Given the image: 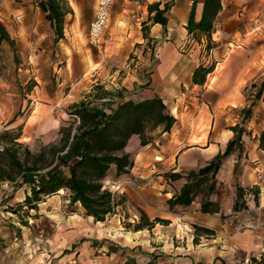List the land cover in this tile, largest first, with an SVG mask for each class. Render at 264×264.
Here are the masks:
<instances>
[{"label": "crops", "instance_id": "1", "mask_svg": "<svg viewBox=\"0 0 264 264\" xmlns=\"http://www.w3.org/2000/svg\"><path fill=\"white\" fill-rule=\"evenodd\" d=\"M66 1L72 13L66 18L64 39L60 41L81 46L85 41H90L89 27L95 16L97 0ZM194 1L123 0L114 18L115 26L112 28V36L121 37L122 33L130 36L135 34L132 41L145 40L148 43L142 31L143 23L148 22L150 44L162 42L163 46L160 49L162 65H171L170 41H182L191 38L186 26ZM196 1L197 12L200 16L204 0ZM115 2L117 0H114L111 8V18ZM231 3H233L232 6ZM152 4H159L161 9L166 4L171 6L167 14L168 25L166 29L161 24L149 22V6ZM222 5L223 9L216 23L219 24L221 19L224 30L220 34L218 31L217 36L215 32L213 33L212 39L216 43V47L207 53H210V57H216L218 53L224 57L226 49L229 53H226L220 61L216 59L215 71L208 76L204 86L194 85L192 82L194 70L198 65L193 67L190 72V79L186 83L190 87L193 86L192 93H195L194 88L204 89L209 100L203 101L200 98L191 97L189 101H186V96L183 95L184 97H180L177 104H174L175 107H172L171 114L177 122L172 128V132L175 131L177 135L172 141L173 145H171V151L167 156L149 154L150 151L148 152L147 146L150 144L143 147L140 136H132L125 152L131 155L134 161L133 168L129 173L120 176H117L115 166L109 170V180L123 182L131 179L132 181V183L123 184L122 192L118 197L120 204L117 207V214L111 219L107 218V222H95L92 217L84 215L81 206L80 212L76 216H63L64 210L55 211L52 215L57 218L55 221L56 237L53 241L55 245L61 246L64 250L69 248V245L77 244L78 241L81 249L75 248L76 253L82 249L87 250L91 264H110L112 257H117V255H106L108 242L103 243V239L107 238V229L102 228V225L111 223V227L120 237L119 241H114L117 245H162L161 248H157L162 249V251L165 250L164 245H172L173 249L169 248V253L177 256V259L182 260L185 264H197L198 262L211 264L217 258L224 259L226 254L230 252H241L247 257L254 258L264 256L261 254L264 252V185H256L257 170L264 171V150L259 148V136L261 130L264 129V102L260 101L253 109L252 117L244 121L248 133L243 135L242 147L224 162L216 176L218 186L223 184L227 190L220 197L216 195L210 198V201L219 205L220 212L212 214L201 212L202 200L198 197L190 207L170 210L168 200L181 191L186 180L180 179L172 182L165 176H160V173L167 171L186 175L187 172L196 171L206 166L218 154L223 153L229 141L234 138L235 134L231 127L243 122L241 110L247 106V101L241 91L248 82L245 74L252 72L255 70L254 68L261 65L260 62L252 60L249 62V66L241 70L236 82L227 83L224 77L230 73L231 61L229 58L233 52V49L228 47L236 42H241L244 45L247 42H257L262 37L261 33L249 37L250 32L244 33L239 30V25L245 21L244 14L239 11L260 10L264 6V0L253 2L250 0H222ZM14 15L24 27L37 31L39 26H48L50 34L55 36L51 24L31 1L26 0L24 5L16 7ZM258 27L259 25H257ZM247 31H249L248 28ZM202 42H206V39L202 38ZM168 50L171 57L165 59L164 55ZM238 53H242V51H238ZM212 82H215L214 86ZM226 88H230V90L227 92ZM180 106L182 110L175 114L174 111H178ZM235 110H239V112L237 114L231 113ZM141 148L147 150L142 151ZM154 157L155 161L153 162ZM238 161V172L235 173L234 170ZM152 162L157 164L161 162L159 164L164 169L154 170ZM238 185L246 190L247 194L244 198L246 208L239 212H233ZM253 188L259 191L257 197H255ZM61 193L62 195H58ZM58 194L47 199L62 197L64 194L67 197L65 199L66 204L69 203L68 190H61ZM135 206L141 208L151 221L161 218L170 223L168 225L156 224L152 230H130L127 232L124 230L121 221L125 220L127 212L136 209ZM222 215L226 218L223 219ZM140 216V211L133 213L137 223L140 221ZM195 225L211 229L215 234L201 237L199 244H194ZM96 253H102V256H95ZM74 257L73 253L70 254V257L65 259L64 264L73 262Z\"/></svg>", "mask_w": 264, "mask_h": 264}, {"label": "rangeland", "instance_id": "2", "mask_svg": "<svg viewBox=\"0 0 264 264\" xmlns=\"http://www.w3.org/2000/svg\"><path fill=\"white\" fill-rule=\"evenodd\" d=\"M25 1L20 3L17 0H0V20L16 41L18 55L16 61L11 46L5 41L2 42L0 46V135L4 130L22 125L23 135L20 142L27 145L33 154H38L50 146L56 148L62 146V138L66 131H74L78 125L77 116L71 114L69 107L87 98L95 85H103L108 90L125 88L128 92L127 97L135 101L160 97L168 105L167 108L171 113L172 107L177 104L180 97H184L183 95L186 96V101H189L191 97L200 98L203 101L209 100L204 89L194 88L195 93H192L193 86L186 84L190 79V72L196 65H211L217 61L216 59L220 61L226 53H229L226 49L224 57L219 53L216 57H210V53H207L204 48L206 42L199 44L192 38L170 41V46H167L172 50V64L162 65L160 57L162 42H156L154 45L148 44L145 40L135 42L132 41L135 34L130 36L122 33L121 37L112 36V28L115 26L114 18L123 0L115 2L105 39L99 48L92 45L90 41H85L81 46L67 41L56 43L55 36L50 34L48 26H39L37 31H33L24 27L14 15V9L24 5ZM29 1L33 3V0ZM233 3L230 5L232 6ZM239 12L245 17V21L239 25V30L244 33L250 32L249 37L259 33L262 37L257 42H247L245 45L236 42L228 47L233 49V52L229 58L230 73L225 75L224 79L227 83H234L238 80L241 70L249 66V62L252 60L260 62L261 66L258 65L254 68L255 70L245 74L248 82L241 92L248 107L254 100L257 88L264 80V6L260 10ZM219 24L220 26L215 29L216 36L218 31L220 34L224 30L221 19ZM257 25H259L258 28ZM164 57L165 59L171 57L169 50ZM31 81L37 85L28 93L27 85ZM212 84L214 86L215 82ZM229 90L230 88H226L227 92ZM181 110L180 106L174 113L177 114ZM238 112L239 110L231 111L235 114ZM17 113H20V116L11 123ZM176 135L177 133L172 130L169 133H164L161 129L152 133L148 132L146 139L150 141V145L147 146L149 154L167 156ZM0 148H2L1 139ZM141 150L147 149L141 148ZM155 164L157 170L164 169L161 164ZM165 173L173 172H163L160 176H165ZM211 183L212 178L209 176L203 185L204 189H207ZM225 191H227L225 186L223 184L218 186L216 181L212 195L208 196L205 192L198 198L203 200L216 195L220 197ZM26 192V187L14 191L9 183L0 184V235L7 242L6 249L0 254V264H64L65 259H68L72 253L76 260L73 259V262H68L69 264H91L87 250L82 249L76 253L75 248H80V242L77 241V244L69 245V248L64 250L53 242L57 230L55 222L57 218L52 216L54 212L64 210L63 216H76L80 212V205L69 207V203L65 202L67 197L64 194L62 197L46 199L39 205V211L30 212L32 216L26 218L29 226L25 227L19 222L16 214L8 212L7 207H13L16 203L22 202ZM135 208L127 212V217L121 221L127 232L134 230L133 226L137 223L133 213L143 211L138 206ZM113 217L110 216L108 219ZM111 226V223L102 225V228L107 229V238L103 239V243L108 242V251L109 246H118L121 249L115 253L117 257H112L110 264H126L129 260L130 264H148L151 261H154L153 264H185L177 259V256L169 253L168 249H173L172 245H164L163 251L157 249L162 245H117L114 241H119L120 237ZM15 228L21 229V234ZM108 251L105 253L109 256ZM226 255L224 259L211 264H255L251 260L253 257H247L241 252H230ZM95 256H102V253H96ZM91 258H93L92 255ZM256 259L259 262L264 260V256H258Z\"/></svg>", "mask_w": 264, "mask_h": 264}, {"label": "trees", "instance_id": "3", "mask_svg": "<svg viewBox=\"0 0 264 264\" xmlns=\"http://www.w3.org/2000/svg\"><path fill=\"white\" fill-rule=\"evenodd\" d=\"M22 3L24 0H17ZM33 3L44 14L45 19L51 24L55 34V42L64 39L66 18L72 10L66 0H33ZM170 5L163 9L159 4L149 6V22L161 24L164 29L168 25L167 14ZM223 9L222 0H204L200 16L197 12V1L193 2L186 26L188 35L202 44V38L206 39L205 51L210 52L216 47L212 39L215 32V23ZM142 31L148 44L150 26L143 23ZM7 42L14 51L15 60H18L16 41L10 36L6 26L0 20V46ZM216 63L211 65L199 64L194 70L192 82L194 85L204 86L208 76L215 71ZM37 84L31 81L27 85L30 93ZM253 86L257 87L256 84ZM127 89L108 90L103 85H95L87 98L72 104L70 112L79 118L80 123L75 130H67L62 138V146L56 148L50 146L38 154H33L29 147L20 142L23 126L4 130L0 139V184L9 183L14 191L27 188L25 198L13 207H7L8 212L16 214L19 222L28 227L26 220L31 211H39V205L48 197L56 195L61 190L69 191V207L80 205L84 215L92 217L95 222L105 220L116 214L120 204L118 196L104 188L103 182L109 177V170L116 167V174H127L134 166V161L129 153L125 152L127 144L132 136L141 138V145L147 146L150 141L146 139L148 132L159 129L169 133L176 124V118L169 112L164 101L160 97H153L135 101L127 97ZM258 101L264 102V80L257 91L249 107L241 110L243 122L231 127L234 138L229 141L226 150L218 154L209 164L196 171H190L186 175L181 173H165V177L171 181L185 179L186 183L181 191L168 200L170 210L175 208H187L192 205L201 193L210 196L213 194L216 184V176L224 162L238 149L242 147V138L247 134L244 121L253 115V109ZM20 116L17 113L13 123ZM259 148L264 150V129L259 136ZM238 164L234 172H238ZM212 178V183L207 189L203 185ZM255 197L258 189H252ZM246 190L237 186V199L233 212H239L246 208ZM201 212L218 213L220 207L210 199H203ZM140 221L133 226L135 231L144 229L152 230L156 224L168 225L165 219L156 218L151 221L147 215L140 211ZM222 218L226 217L222 215ZM19 234L21 229L15 228ZM211 229L194 226V244H199L201 237L214 235ZM7 247L5 238L0 235V254ZM121 248L109 246L108 254H115ZM222 260L217 258L216 261ZM255 264H264V260L251 259ZM130 260L126 264H130ZM133 262V261H132ZM151 261L148 264H153Z\"/></svg>", "mask_w": 264, "mask_h": 264}, {"label": "built area", "instance_id": "4", "mask_svg": "<svg viewBox=\"0 0 264 264\" xmlns=\"http://www.w3.org/2000/svg\"><path fill=\"white\" fill-rule=\"evenodd\" d=\"M114 0H97V5L95 9V16L89 27V38L91 44L95 47H100L104 40V35L107 30L110 18H111V8L113 6ZM220 25L215 24V29ZM77 118V124L80 123V120ZM154 170H157V165L154 163L152 165ZM132 183L131 179H128L123 182L112 181L108 178L103 182L104 188L108 189L112 193L116 194L118 197L122 192L123 184ZM256 185H264V171L257 170L256 172Z\"/></svg>", "mask_w": 264, "mask_h": 264}]
</instances>
